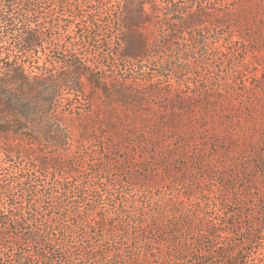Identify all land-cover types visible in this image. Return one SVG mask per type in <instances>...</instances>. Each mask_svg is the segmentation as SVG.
Listing matches in <instances>:
<instances>
[{
	"label": "trees",
	"instance_id": "1",
	"mask_svg": "<svg viewBox=\"0 0 264 264\" xmlns=\"http://www.w3.org/2000/svg\"><path fill=\"white\" fill-rule=\"evenodd\" d=\"M85 1L103 5L99 19L94 17L90 27L97 31L93 37L104 53L103 58L69 47L63 58L55 57V53L42 56L46 34L41 23L33 22L41 0H0V164L8 171L14 169L9 183L5 184L0 176V264H31L27 262L31 261L32 254L27 250L31 245L26 241L42 247V253L32 264H45V258L58 253L68 257L65 264L73 263L74 256L83 252L78 249L80 240L85 245L88 264H108L114 259L109 250L117 249L116 235L109 238L112 244L107 246L103 241L106 226L102 222L116 208L118 197L126 198L139 184V178L132 175L141 170L134 151L139 150L153 161L154 172L161 168L158 162L172 160L174 154L179 157L178 152L181 157L192 154L190 143L197 149L193 155L201 157L200 147L209 141L205 137L210 131L207 122L212 115L224 120L225 115L233 112L232 96L220 99L217 95L185 92L182 84L188 79L177 77V71L183 69L174 62L206 61L209 38L201 32L206 33V27L216 23L215 19L224 22L235 17L239 40L236 43L247 41L240 30H248L250 7H264V0ZM236 3L241 6L233 8ZM112 9L116 19L113 23L103 22L112 15ZM101 23L109 28L108 33ZM81 24L82 21L75 26ZM80 38L81 42L86 41L85 36ZM101 59L108 61L102 63ZM160 62L166 64L163 67L169 75L161 69L145 76L144 68ZM121 68L136 71L120 75ZM98 91L104 99L100 106L73 107L70 120L67 103L74 98L68 96L88 97ZM155 101L168 103L161 105ZM106 154L113 156L106 158ZM119 161L124 162V169ZM197 161L203 163L200 158ZM241 162L237 160L236 164ZM127 175L131 178L123 184L120 179ZM156 180L144 178L149 188ZM134 194L132 197H136ZM121 204L126 207L122 201ZM136 208L132 203L126 209L116 208L114 213L129 218L130 214L135 216ZM99 213L103 215L98 219ZM194 217L189 218L185 228H197L195 234L201 238L207 234V225L216 224L208 218L198 230L197 220L192 221ZM129 225L142 227L135 219ZM95 227L102 229L101 235L99 231L93 232ZM26 230L30 231L27 237L20 233ZM179 239L173 243L172 254L180 250L183 239ZM121 242L127 244L129 240L122 237ZM186 242L189 246L196 243ZM130 248L135 258L123 255L130 264L148 260L142 246ZM177 254L162 259L161 264H184L185 257ZM221 256L225 259L223 264H242L234 249L222 251Z\"/></svg>",
	"mask_w": 264,
	"mask_h": 264
},
{
	"label": "rangeland",
	"instance_id": "2",
	"mask_svg": "<svg viewBox=\"0 0 264 264\" xmlns=\"http://www.w3.org/2000/svg\"><path fill=\"white\" fill-rule=\"evenodd\" d=\"M239 6L241 5L236 3L232 7ZM102 8L103 5H90L85 0H41L39 14L33 17V22L41 23L46 34L42 56L45 53H55V57L63 58L64 50L69 47L80 49L81 53H94L103 58L104 53L97 48L98 42L93 37L97 31L90 28L95 20L94 17L99 19L103 12ZM250 12L248 30H240L247 41L236 43L239 40L234 23L235 17L224 22L215 19L216 23L206 27V33L201 32L209 38L206 61H201L203 64L174 62L190 73L189 76L183 70L176 73L177 77L184 76L188 79L182 84L185 92H202L210 96H220V99H229L232 96L235 100L234 107H231L233 112L232 115H225L224 120L212 115L211 121L207 122L210 131L205 137L209 141L201 145L200 156L203 154L201 157L193 155L197 149L190 143L189 149L192 154L181 157V152H178L179 157H175L178 154H174L172 160L158 162L161 168L154 172L153 161L144 157L139 150H133L138 161L141 162L138 166L141 170L132 172L134 177L139 178V184L132 193L126 194V198L118 197L116 208L126 209L132 203L138 208L133 212L135 216L130 214L129 218L118 216L114 213L117 209L112 208L113 211L108 213L106 221L102 222L106 226L103 241L108 243L107 246L112 244L109 238L116 235L114 243L117 249L110 247L109 250L110 255H115V258L107 262L108 264H130L123 255L128 259L135 258L130 247L139 246L143 248V255H148V260L143 264H161L166 257L178 256V252L185 257L184 264H223L225 259L221 256V252L230 249H234L239 254L242 264H264V7L261 10L260 6L253 4ZM110 13L114 16L111 15L103 22L113 23L117 14L115 9ZM80 21L83 24L75 26V23ZM101 25L103 31L108 33L109 28L103 23ZM83 36L86 37L84 43L80 40ZM100 61L107 63L108 60ZM164 65L166 64L161 62L149 65L143 69L145 76H151L161 69L163 73L169 75ZM132 71L136 70L121 68L119 74L124 75ZM138 71L142 75L141 70ZM68 97L74 98L73 102L67 103L69 106L66 113L70 120L74 114V110H71L73 107L97 109L100 101L104 100L99 91L95 94L89 93L88 97L81 95ZM160 101L155 103L161 105L168 103ZM75 103L78 106H75ZM74 125L76 131L77 123ZM214 133H217L216 136ZM229 133L232 135H228ZM228 151L232 153L227 154L229 157L226 155ZM107 156L111 158L113 155L106 154V158ZM199 158L203 163L199 164L197 161ZM237 160L240 162L242 160L240 165L236 164ZM146 161L148 164H145ZM124 165L123 161H119L121 169L125 168ZM3 167L4 165L0 164V176L6 184L12 179L11 173L14 169L8 171ZM162 169L169 171L170 175ZM194 169L200 172L195 173ZM118 174L115 171L114 175ZM130 178L131 175H127L120 180L125 184ZM144 178L152 181L155 178L158 182H154L149 188ZM120 190L124 192L122 188ZM127 192H130V189H127ZM133 193L136 197H132ZM121 201L126 207L120 205ZM15 202L20 203L19 200ZM109 204H112V201H109ZM129 212L132 213V210ZM100 215L103 214L99 213L98 219L101 218ZM193 215L195 217L192 221L197 220L195 224L198 230L200 225L207 223L208 218L216 223L214 226H206L207 234L203 238L195 234L197 228L192 231L185 228ZM134 219L141 223L142 227L136 229L129 225ZM122 221L127 223L123 224ZM92 230L99 231L101 235L100 227ZM252 230L255 233H252ZM29 232V230L20 231L26 237ZM122 237L124 240H129V243L121 242ZM179 237L183 239L180 242L182 243L180 250L172 254L173 243L178 242ZM186 240L196 243L189 246ZM81 241L78 249L83 252L79 257L74 256L76 259L73 263L67 264H88L87 254L83 248L85 245ZM18 244L25 248L24 244L19 242ZM26 244L31 245L27 250L32 254L31 261L27 262L36 263V256L42 253V247L34 242L35 245L29 244L28 241ZM96 245L100 246L97 243ZM152 249L154 250L151 251ZM58 258L63 263L57 262ZM66 260L68 257L58 253L53 257L45 258V264H65Z\"/></svg>",
	"mask_w": 264,
	"mask_h": 264
}]
</instances>
